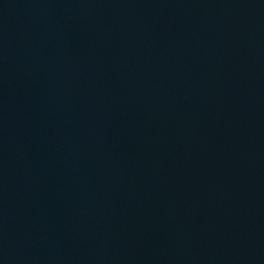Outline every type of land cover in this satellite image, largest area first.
<instances>
[{
    "label": "water",
    "instance_id": "obj_1",
    "mask_svg": "<svg viewBox=\"0 0 264 264\" xmlns=\"http://www.w3.org/2000/svg\"><path fill=\"white\" fill-rule=\"evenodd\" d=\"M0 264H264V0H0Z\"/></svg>",
    "mask_w": 264,
    "mask_h": 264
}]
</instances>
